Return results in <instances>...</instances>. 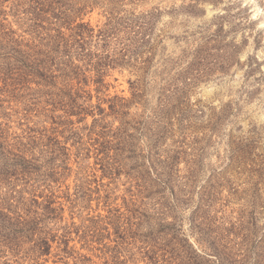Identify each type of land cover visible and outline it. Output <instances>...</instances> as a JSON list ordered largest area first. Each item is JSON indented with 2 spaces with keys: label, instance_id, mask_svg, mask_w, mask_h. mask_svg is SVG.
<instances>
[{
  "label": "rangeland",
  "instance_id": "374dc122",
  "mask_svg": "<svg viewBox=\"0 0 264 264\" xmlns=\"http://www.w3.org/2000/svg\"><path fill=\"white\" fill-rule=\"evenodd\" d=\"M0 264H264V0H0Z\"/></svg>",
  "mask_w": 264,
  "mask_h": 264
},
{
  "label": "trees",
  "instance_id": "16d2710c",
  "mask_svg": "<svg viewBox=\"0 0 264 264\" xmlns=\"http://www.w3.org/2000/svg\"><path fill=\"white\" fill-rule=\"evenodd\" d=\"M113 35H117L115 30L112 31L109 28L104 31H99L96 37L97 40H99V42L102 44L101 46L107 47L111 40L115 38ZM93 37V30L89 29L88 25L79 24L78 26H75L71 29V35L68 40H62L60 45L61 50L55 51L61 54L59 60H63L61 65L65 67L63 69L64 73L62 72V74L67 78V80L77 79L78 84L83 83L84 85H87L85 71L73 61L77 59L78 62H82L86 67H88V65L91 66L94 64L95 76L97 78L94 83L100 85L102 84L103 70H105V67L110 66L109 64L114 63L115 60L109 61V56L98 55V53L94 54L90 51V49H87V46L90 45V40ZM124 50V52H126V49ZM93 59H96V63L93 61ZM40 246L41 249L38 248L40 255L49 254V246L46 241H41Z\"/></svg>",
  "mask_w": 264,
  "mask_h": 264
}]
</instances>
